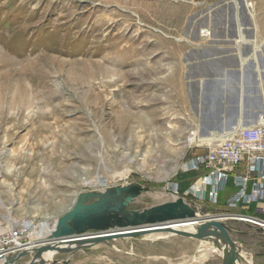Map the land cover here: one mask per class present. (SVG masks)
<instances>
[{
  "label": "rangeland",
  "instance_id": "374dc122",
  "mask_svg": "<svg viewBox=\"0 0 264 264\" xmlns=\"http://www.w3.org/2000/svg\"><path fill=\"white\" fill-rule=\"evenodd\" d=\"M239 20L255 38L247 64L255 52L264 64V0H0V226L53 221L105 185L161 188L133 209L172 200L166 188L203 151L191 67L239 52ZM248 231L235 239L264 264V232ZM205 246L196 264H220L211 243L167 231L109 239L69 264H191Z\"/></svg>",
  "mask_w": 264,
  "mask_h": 264
},
{
  "label": "water",
  "instance_id": "95a60500",
  "mask_svg": "<svg viewBox=\"0 0 264 264\" xmlns=\"http://www.w3.org/2000/svg\"><path fill=\"white\" fill-rule=\"evenodd\" d=\"M246 95L243 90L240 103ZM157 189L161 190L132 182L104 190L81 191L73 205L54 220L45 237L0 254V264H69L75 253L109 239L155 231L211 243L213 251L221 256L220 264H255L235 239L249 233L233 226L241 221L235 216L201 215L182 196L145 209L131 208L134 200ZM166 192L172 194L169 188ZM201 251L196 252L191 264H196ZM63 253L69 258H54ZM47 254L51 256L47 258Z\"/></svg>",
  "mask_w": 264,
  "mask_h": 264
},
{
  "label": "crops",
  "instance_id": "0c3cea01",
  "mask_svg": "<svg viewBox=\"0 0 264 264\" xmlns=\"http://www.w3.org/2000/svg\"><path fill=\"white\" fill-rule=\"evenodd\" d=\"M247 38L248 40H255V38ZM236 39L237 37L234 41L239 52L231 55H212L211 58L197 60L191 67L189 90L190 94L194 96L196 116L200 121L201 133L204 135L226 136L240 128L239 124L242 122L246 126H251L256 124L259 118L264 115V64H260L258 52L254 53L253 63L247 64L250 60L249 53L242 52V45L239 46ZM207 49L210 50L211 48ZM243 90L246 91L247 95L245 100L240 103ZM181 174L187 178L177 179L175 182L179 184L180 194L184 196L189 181H194L199 173H187L181 170ZM257 183V180L252 181L247 200L236 207H230L227 204L228 198L234 193V188L228 186L226 190L220 193L219 203H222L225 198L226 204L222 205L224 209L219 214L251 213L264 217V212L260 209ZM186 199L190 200L189 197ZM203 205L205 203L201 204V206ZM199 214L206 216L205 213H201V209ZM233 226L247 232L249 229H258L240 221L234 222ZM7 229L9 228L0 226V232Z\"/></svg>",
  "mask_w": 264,
  "mask_h": 264
},
{
  "label": "built area",
  "instance_id": "2783aa9c",
  "mask_svg": "<svg viewBox=\"0 0 264 264\" xmlns=\"http://www.w3.org/2000/svg\"><path fill=\"white\" fill-rule=\"evenodd\" d=\"M201 34L210 37L209 33L202 31ZM201 147L203 151L191 156L181 166L183 172H198V177L189 183L184 196L180 194L179 184L171 182L168 186L172 191L171 195L184 197L199 213L201 204L218 203L220 193L232 186L234 193L228 198L227 204L236 207L247 200L251 183L257 180L260 209L264 212V115L256 124L240 127L216 142L203 144ZM108 187L105 185L101 190ZM222 215L235 216L240 222L264 232V219L261 216L232 212ZM36 224L33 219L23 218L14 227L0 232V254L28 244L32 240Z\"/></svg>",
  "mask_w": 264,
  "mask_h": 264
},
{
  "label": "bare ground",
  "instance_id": "6f19581e",
  "mask_svg": "<svg viewBox=\"0 0 264 264\" xmlns=\"http://www.w3.org/2000/svg\"><path fill=\"white\" fill-rule=\"evenodd\" d=\"M239 23H238V26H239V29H238V33H237V43H238V45L239 46H241L243 43L245 44V42H248V38H247V36H246V33H245V26L240 22V20L238 21ZM203 32H205V33H209L210 34V36L212 35V32L209 30V29H206V30H203ZM209 36V35H208ZM251 41V40H250ZM241 49V48H240ZM241 53V52H240ZM248 59V58H247ZM215 93V92H214ZM212 98V97H211ZM240 126L239 127H247L246 125H245V123H243L242 122V124H239ZM251 125V124H250ZM224 128V127H223ZM225 129V128H224ZM223 130V129H222ZM196 137H197V140H198V142L200 143V144H211V143H214V142H216L218 139H220V138H223L224 136H215V135H204V134H202L201 133V130H200V128H198L197 129V131H196ZM215 133V132H214ZM226 133V132H225ZM224 133V134H225ZM221 135H223V134H221ZM123 176H125L124 174H122V175H119V176H116V178H118V177H123ZM118 185V184H117ZM263 219H264V217H262ZM53 224H54V220L53 221H51V220H48V221H39L37 224H36V229L34 230V233H33V235H32V240H35V239H38V238H41V237H45L46 236V234H48V232H49V230L50 229H52V227H53ZM172 224H177V223H172ZM177 226H179V225H174V227H176V228H179V227H177ZM155 232H158V231H155ZM167 232H169V231H167ZM148 233H153V232H148ZM148 233H146V234H148ZM146 234H143V236H145ZM170 235H173V233L172 232H170ZM159 238H161V237H159ZM156 239V238H155ZM207 246V245H206ZM205 246V248L204 249H202V253L204 252V250L207 248ZM209 249H210V255H209V257L210 256H212L213 255V253H214V251H213V247L212 246H209ZM47 258H49L51 255L50 254H47V255H45ZM249 258V257H248ZM207 259H209V258H207ZM207 259H203V260H199L198 262H205ZM249 260H251L250 258H249Z\"/></svg>",
  "mask_w": 264,
  "mask_h": 264
},
{
  "label": "trees",
  "instance_id": "16d2710c",
  "mask_svg": "<svg viewBox=\"0 0 264 264\" xmlns=\"http://www.w3.org/2000/svg\"><path fill=\"white\" fill-rule=\"evenodd\" d=\"M191 181H189V183H190Z\"/></svg>",
  "mask_w": 264,
  "mask_h": 264
}]
</instances>
